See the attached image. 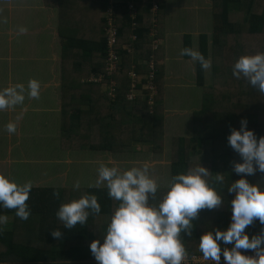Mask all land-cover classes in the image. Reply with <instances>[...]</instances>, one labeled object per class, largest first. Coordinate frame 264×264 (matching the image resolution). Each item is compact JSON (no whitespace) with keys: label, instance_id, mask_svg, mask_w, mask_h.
I'll return each mask as SVG.
<instances>
[{"label":"trees","instance_id":"trees-1","mask_svg":"<svg viewBox=\"0 0 264 264\" xmlns=\"http://www.w3.org/2000/svg\"><path fill=\"white\" fill-rule=\"evenodd\" d=\"M93 5H86L87 0H43L46 6L55 5L59 17L70 14L80 9L85 13L88 9L95 8V18L89 17V25L86 28L80 26L76 21L65 25V32H61L59 23L58 34L61 37V89L65 94L75 91V84L78 88V98L62 99L60 141L65 150L95 151L99 153H125L132 150V143L149 144L153 151H162L164 139L163 113L160 101V81L162 72L160 67L154 77V84L157 88V97L151 107L147 101L136 99L134 102L125 100L128 90L126 73L133 70L140 76V83H145L146 67L144 62L151 54L148 37L149 14L148 6L139 7L135 18L137 28L132 31L136 36L133 42V51L126 54L119 50L120 67L118 72V86L115 87L113 100L107 95L100 93V86L87 84L80 85V78H75L68 72L83 70L84 64H90V71L86 75L97 76L103 73L106 58V42L103 32L104 18H98L99 13L106 9L105 0H91ZM124 1V0H123ZM213 5V21L216 22L212 29L210 38L201 34L198 37V52L208 59L209 44L212 49L213 84L202 92L201 107L191 115L192 133L190 138L177 137L173 146L170 162V179L178 173H185L193 168L190 164V155L194 150L196 154H202V165L209 170L206 181L217 194L220 195L222 203L220 208L212 210H198L197 217L191 221V235L180 234L186 254L199 252V237L206 231L224 229L228 226L231 216L230 200L232 194L227 192V187L240 176L232 172L233 162H240V157L227 144V135L231 128H239L241 118L247 120V128L253 130L259 138L264 136V95L250 86L244 78L237 79L232 75V65L237 60L234 56L226 59L224 53L229 54L230 46L226 42L229 38L239 37L246 32L250 36L264 39V0L260 14H256L255 0H217ZM42 2V3H43ZM69 3L70 5H68ZM74 3V4H72ZM77 4V6H76ZM84 4V5H83ZM79 5L81 7H79ZM118 20V43L128 42L127 37L130 30V21L126 15L124 4L115 3ZM82 9V10H81ZM79 12V10H78ZM77 12V13H78ZM231 14L241 15V20L232 22ZM78 15V14H77ZM95 28H94V27ZM237 41V40H236ZM238 42V41H237ZM257 52L264 53V41H258ZM239 47V46H238ZM237 47V49H238ZM192 49L191 37L183 36L182 49ZM236 48V47H235ZM119 49V48H118ZM242 56V55H240ZM184 59H190L182 55ZM226 59V60H225ZM230 60L231 64H226ZM204 68L195 61V83L198 87H204ZM88 77V78H89ZM86 77V79H88ZM116 79V78H115ZM96 87V93L92 87ZM67 87V88H66ZM251 91L256 95V100L251 103L249 96ZM94 98V99H93ZM65 100V101H64ZM95 100V101H94ZM84 107V108H82ZM94 109H98L94 114ZM90 113H88L87 111ZM92 114V115H91ZM92 116V117H91ZM91 117V118H89ZM97 125V135L94 144H90L88 130L90 120L93 118ZM204 144V149L200 147ZM194 147L196 149H194ZM196 165V164H195ZM196 165V166H197ZM216 172L223 177V184L215 182ZM249 183H254L258 188L264 190V174L259 172L245 177ZM167 191V190H166ZM165 191V192H166ZM53 192L58 195L53 196ZM94 194L100 205L99 214H89L84 225L77 224L72 229H64L63 225L56 218L55 212L61 203H67L76 199L72 197L70 189L62 188H31L29 197L25 202L30 215L26 220H21L15 215L14 209L0 208V215L11 218V230H0V263L5 264L10 258L25 259V264H96L90 254L88 244L93 239L102 241L105 235V227L102 220L110 219L119 201L111 199L107 195V188L86 189L80 195ZM163 192L157 190L155 199L159 203ZM78 197V198H80ZM77 198V199H78ZM26 222L28 225L17 227ZM262 226L258 221L245 229L249 236L258 234ZM24 228V232H22ZM53 229H60L63 233L62 239H55L50 235ZM22 232V234H17ZM17 234V235H16ZM23 236L19 238V236ZM26 241V247L16 242ZM221 248L225 245L221 244ZM231 247V245H227ZM246 253V250H242Z\"/></svg>","mask_w":264,"mask_h":264},{"label":"clouds","instance_id":"clouds-1","mask_svg":"<svg viewBox=\"0 0 264 264\" xmlns=\"http://www.w3.org/2000/svg\"><path fill=\"white\" fill-rule=\"evenodd\" d=\"M20 32L26 31L23 27ZM181 55H187L200 63L201 68L210 66L202 54L190 48H183ZM232 75L244 78L250 86L264 95V53L240 56L232 65ZM19 89V92L17 91ZM28 95L38 97L39 83L28 82ZM23 87L6 88L0 92V109L21 103ZM9 133L15 125L5 126ZM227 144L238 154L240 162H233L232 172L240 176L228 187L230 200V221L224 229L206 231L199 237V250L204 260L214 264H264V227L258 234L249 236L245 229L258 221L264 226V190L245 178L257 172L264 174V136L259 138L247 128V120L241 118L239 128H231ZM149 165L132 167L121 172L117 167L101 165L96 183H104L107 195L118 206L113 211L102 241L93 239L88 248L96 264H181L186 251L180 234L191 235V221L198 210H212L221 205L217 191L206 181L209 170L199 166L185 173L173 175L168 190L155 206L148 203L155 199L156 182L148 176ZM224 177L217 173L215 182L223 184ZM31 183L17 184L0 174V208L14 209L15 215L26 220L30 209L25 203L29 197ZM79 187V185H74ZM58 195L53 192V196ZM99 214L100 205L94 194H86L67 203H61L55 212L64 229L77 224L84 225L89 214ZM6 217L0 215V225ZM50 235L63 238L60 229H53ZM221 244L225 245L223 249ZM231 245V247H227ZM253 255H246L244 251Z\"/></svg>","mask_w":264,"mask_h":264},{"label":"crops","instance_id":"crops-1","mask_svg":"<svg viewBox=\"0 0 264 264\" xmlns=\"http://www.w3.org/2000/svg\"><path fill=\"white\" fill-rule=\"evenodd\" d=\"M2 1H4V6L8 10V18L1 25L6 28L4 33L0 35V92L6 88H15L17 85H20L23 87L22 95L24 99L21 103L0 109V121H7L15 125V131L12 133H9L7 130L1 131L0 128V135L3 138L2 144H0V174L7 176L17 184L22 185L25 182H30L31 188H63L61 186L56 187L58 180L63 181L65 175V149L62 147L60 141L61 104L64 98H78L77 93L79 92L80 94V91H78L76 84L75 91L69 94H65L63 89H61L62 41L58 34V27L60 23L61 32L63 33L65 32V25L76 21L80 26L86 28L89 25V17L92 15L91 17L95 18L96 10L94 9L96 7L88 9L85 13H82L80 9H78L79 12L78 10L74 12L73 9V12H70V14L73 13L74 16L70 19L68 18L70 14L64 13L63 16L59 17L58 10L54 7L55 5H51L49 2V6H46L43 2L37 6L35 15L30 20L26 16V11L30 8L32 0ZM156 1L159 6L157 31L161 43L155 53V61L159 60L156 67H160L162 72L159 86H161L160 92L163 98L164 110H162V113L164 126L167 128L164 131L165 139L167 134H170L169 129L172 123L170 117L173 115L172 109L167 107L165 103V86L167 81L172 77L175 78L176 73H181L184 67L192 70V75L195 79V61L191 58L184 59L181 53L172 56L167 48L174 42L171 49L179 47L182 50L183 36L189 35L191 37L192 50L198 52L199 35L205 34L209 37L210 32L207 29V20H202L200 16L193 12L197 7L184 4L178 8V12H180L178 14L173 11L171 0ZM93 3L91 0H87L86 5H93ZM67 4L70 5L69 3ZM79 7L81 6L79 5ZM205 8L207 11L206 15H210V0L204 2ZM186 9L188 10L186 11ZM24 10L25 13L23 12ZM98 18H101V12ZM22 27L26 31L20 32L19 29ZM168 63H171L172 66H168ZM86 64H84L83 70L79 73L75 70L68 72L73 77L81 79L79 86L92 84L85 82L87 80L86 77H89L86 74L91 70L90 64ZM30 80H35L39 83L38 97H30L28 95V82ZM92 90L96 93L95 86L92 87ZM99 90L101 94L106 95L104 87L100 86ZM17 91L19 92L18 88ZM96 111L98 109H94V114H96ZM87 112L90 113L89 111ZM94 118L90 120L88 130V142L90 144H94L95 139L93 137L95 138L97 135V125ZM39 119H44L45 122H39ZM47 122L49 123L46 124ZM26 127H29L27 138L23 134V129ZM49 146L53 147V149H48L47 147ZM74 151H77L75 153H79V150ZM48 152L59 153L47 156ZM83 153L88 154L90 159L80 162L74 158L75 163L79 166V170L82 169L83 165H89V170L94 171L93 175L96 180L98 176L97 169L100 166H97V163L95 164L94 162L98 159L97 153L99 152L87 151ZM104 154L109 153L104 152ZM68 163L70 162L68 161ZM35 172L39 173V178L33 176ZM95 188L106 187L97 186L95 183L94 186L86 187L85 190ZM6 220L12 223L11 218L6 217ZM11 228L12 226L10 225L6 229L0 230H11ZM16 243L26 247L27 242L19 241ZM18 258H10V261L5 264L29 263L25 259H22L21 256Z\"/></svg>","mask_w":264,"mask_h":264},{"label":"rangeland","instance_id":"rangeland-1","mask_svg":"<svg viewBox=\"0 0 264 264\" xmlns=\"http://www.w3.org/2000/svg\"><path fill=\"white\" fill-rule=\"evenodd\" d=\"M208 0H171L172 3V9L174 12L180 14L178 12V8H180L182 5H190V6H195L197 7L196 10L193 12L200 16V18L203 20H207L208 26L207 29L209 30V38L212 34V29L216 22H214L212 16H213V10L216 11L213 8V5H215L217 0H210L211 3V8H210V15H206V8L204 9V2ZM263 0H255L254 6L255 9L253 10L256 12V14H260L262 5H263ZM43 0H32L30 2L31 6L30 8L27 9L26 11V16L30 20H32L33 15H35V12L37 10V6L42 4ZM188 9H186L187 11ZM25 13V10L23 11ZM103 13V12H102ZM101 13V16H102ZM192 13V12H191ZM241 15L240 17L237 16V14H231L230 15V20L232 22H238L241 20ZM74 16L73 13H71L68 18L72 19ZM8 18V10L4 6V1L0 0V35L4 33V30L6 27L1 26L4 21H6ZM191 28V27H190ZM206 29V28H204ZM238 42H237V41ZM263 36H261L259 39L256 38V36H250L246 32H244L239 39L236 38H229L226 42L227 46L233 47L228 49L229 54L226 52L225 58L226 59H231L233 56L235 59H238L240 55H250L251 53L257 52L254 49H257L259 46L258 41L262 43ZM174 41V40H173ZM174 42L171 43V46ZM169 46L167 49L170 51V54L172 56L179 55L181 53V48H172ZM239 46V47H238ZM236 47V48H235ZM238 47V49H237ZM171 49V50H170ZM208 59L210 66L206 69H204V87L200 88L196 85L194 76L192 75V70H188L187 68L184 67V70L180 73H176L175 78H171L167 81V84L165 86V103L167 107H170L172 109L173 115H171L170 120H171V126H170V134L166 136L165 139H163V144H162V151L157 153L156 151H153L152 146L149 144H138V143H132V150L129 152L125 153H120V152H114V153H109V154H104V153H97V160L94 162L95 164L97 163V166H101L102 164L107 166V167H112L115 166L123 172L124 170L130 169L132 167H142L145 163L149 165L148 168V176L152 178L156 184H157V190H160L161 192L165 193L166 190H168V184L170 181V162H171V155H172V150L173 146L175 144V139L177 137H182V138H190L191 133H192V127H191V115L193 112L198 111L201 107V101H202V92L210 88L212 86L214 80H213V68H212V49L209 44V54H208ZM225 59V60H226ZM159 63V60H156V65ZM3 64V62H2ZM226 64H231L230 60L227 61ZM168 66H172L171 63H168ZM166 69V65L164 66ZM171 77V75L169 74ZM161 88V86H160ZM205 88V89H204ZM161 91V89H160ZM108 96V95H107ZM256 95L251 91L250 96H249V101L253 103L256 100ZM109 97V96H108ZM163 99V98H162ZM160 105L162 106L163 109V101L161 100ZM164 112V111H163ZM171 113V112H170ZM168 113V114H170ZM39 122L44 123V119H39ZM47 122L46 124H48ZM8 124L7 121L2 122L0 121V128L1 131L6 130L5 126ZM164 120H163V132L165 131V126H164ZM28 126V125H27ZM29 130V127H26L23 129V134L24 137L27 138V131ZM0 144H2L3 138L0 135ZM93 139H95L93 137ZM204 144L202 147H200V150L204 149ZM48 149H53V147H47ZM55 149V148H54ZM194 149H196L194 147ZM82 151V152H81ZM60 152V151H59ZM59 152H48L46 155L47 156H53L55 153ZM77 151L74 150H65L64 151V179L61 181L60 179L58 180V185L63 187L62 189H70L72 192V197H75L76 199L80 197L82 192L85 190L86 187L89 186H94L96 183L95 177H94V171L89 170V165L85 164L83 165L79 170V166L75 163L74 158L77 161H85L87 159H90L88 154L83 153L87 151L79 150V153H75ZM93 156V154H91ZM107 156V157H106ZM80 157V158H78ZM100 157V158H99ZM96 158V157H95ZM68 161L70 163H68ZM203 162V156L202 154H196L195 150L192 155H190V164L192 167H196L197 164ZM196 164V165H195ZM96 167V165H94ZM199 166V165H197ZM98 173V169H97ZM219 173V172H218ZM217 174V172H216ZM33 176L36 178H39L40 175L38 172H35ZM81 185L79 187H74V185ZM97 184V183H96ZM54 187V185H52ZM100 187H105L104 183L101 182L99 185ZM60 188V187H58ZM57 188V189H58ZM151 198H149L150 200ZM148 203L150 205H154L155 201H150ZM220 208V207H217ZM110 219H104L102 220V226L105 227V231L107 228V225L109 223ZM13 223L11 221L6 220V222L3 225H0V229H6L8 226H12ZM21 226L28 225L26 222L19 223ZM26 227V226H25ZM24 232V228L21 230ZM22 232H18L17 234H22ZM16 234V235H17ZM19 238H22L23 236L18 235Z\"/></svg>","mask_w":264,"mask_h":264},{"label":"built area","instance_id":"built-area-1","mask_svg":"<svg viewBox=\"0 0 264 264\" xmlns=\"http://www.w3.org/2000/svg\"><path fill=\"white\" fill-rule=\"evenodd\" d=\"M106 9L102 13L104 18V36L106 42V58L104 63L103 73L97 76L89 77L85 82L97 84L105 88L106 95H108L111 100L114 99L115 87L118 86V72L120 67V51H124L126 54H130L133 51V42L136 40V36L132 33L137 28L135 23V18L138 14V6L145 7L148 6L149 14V27H148V37L150 39L149 48L151 54L148 60L144 62L146 67L145 83H140V76L134 72L132 66L131 70L126 73V79L128 81V90L125 94V100L128 102H134L136 99L146 100L147 105L151 107L154 103V99L157 97V88L154 84V75L156 73V61L155 53L160 47L161 40L158 37L157 31V13L159 6L156 0H105ZM115 3L124 4V9L126 15L130 21V30L125 44L118 43L117 39L119 36L117 20L118 12L114 7ZM138 5V6H137ZM119 48V49H118ZM116 78V79H115ZM246 255H253L252 252L247 251L244 253ZM181 264H214L213 261L204 260L202 258V253L194 252L191 254H186L185 258L181 261ZM221 264H223V258L221 257Z\"/></svg>","mask_w":264,"mask_h":264}]
</instances>
